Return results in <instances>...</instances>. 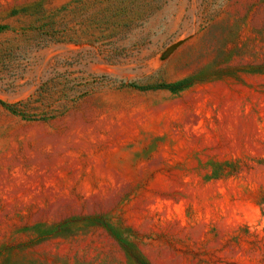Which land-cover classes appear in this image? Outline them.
<instances>
[{
	"label": "rangeland",
	"instance_id": "374dc122",
	"mask_svg": "<svg viewBox=\"0 0 264 264\" xmlns=\"http://www.w3.org/2000/svg\"><path fill=\"white\" fill-rule=\"evenodd\" d=\"M0 264H264V0H0Z\"/></svg>",
	"mask_w": 264,
	"mask_h": 264
}]
</instances>
